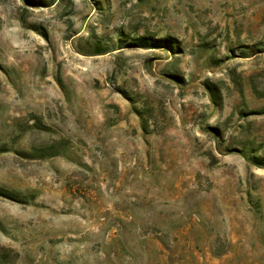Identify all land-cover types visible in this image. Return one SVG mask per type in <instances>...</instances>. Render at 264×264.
<instances>
[{
	"label": "rangeland",
	"instance_id": "1",
	"mask_svg": "<svg viewBox=\"0 0 264 264\" xmlns=\"http://www.w3.org/2000/svg\"><path fill=\"white\" fill-rule=\"evenodd\" d=\"M0 264H264V0H0Z\"/></svg>",
	"mask_w": 264,
	"mask_h": 264
},
{
	"label": "trees",
	"instance_id": "2",
	"mask_svg": "<svg viewBox=\"0 0 264 264\" xmlns=\"http://www.w3.org/2000/svg\"><path fill=\"white\" fill-rule=\"evenodd\" d=\"M153 42H155V41H153ZM167 41L166 40H159V41H157V42H155V44L157 43V44H159V43H166ZM162 47H167V46H162ZM169 49V48H168Z\"/></svg>",
	"mask_w": 264,
	"mask_h": 264
}]
</instances>
